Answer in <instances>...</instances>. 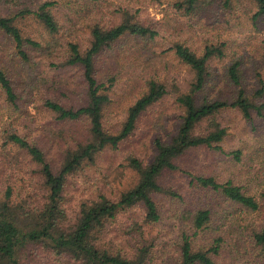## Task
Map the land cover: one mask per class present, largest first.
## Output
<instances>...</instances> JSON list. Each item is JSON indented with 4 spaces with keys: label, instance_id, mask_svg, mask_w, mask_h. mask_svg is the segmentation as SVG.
<instances>
[{
    "label": "rangeland",
    "instance_id": "rangeland-1",
    "mask_svg": "<svg viewBox=\"0 0 264 264\" xmlns=\"http://www.w3.org/2000/svg\"><path fill=\"white\" fill-rule=\"evenodd\" d=\"M46 1L52 7L59 30L49 32L33 14ZM183 0H0V15L14 17L25 39L23 51L16 41L0 30V68L9 77L17 99L10 102L0 88V186L13 188L15 198L30 205H41L47 197L40 165L9 140L17 133L37 144L54 171H59L69 150L91 139L87 117L61 119L46 106L54 100L66 107L88 103L87 83L80 65L68 64L69 43L85 52L92 41L95 24L111 27L126 13L158 31L154 38L126 34L95 58L96 77L104 83L110 101L103 110L107 132L118 133L130 107L148 92L150 81L165 85L167 93L139 116L134 131L117 147L107 146L94 161L71 175L65 189L67 227L78 219L81 203L105 195L117 199L134 187L140 175L131 165L137 158L149 165L155 158L156 139L169 142L177 133L185 114L178 102L189 93L195 81L194 70L175 53L173 46L183 43L198 54L206 46L223 48V57L209 61L204 87L195 93L198 104L214 100L234 101L240 87L255 103H264L256 91L264 84V18L255 17L254 0H201L195 11H187ZM240 62L241 85L229 77L228 70ZM215 120L226 129L220 143L224 152L198 147L177 159L182 168L197 175L214 176L218 181L232 180L243 186L260 203L248 209L227 199L219 191L191 185L186 173L165 172L159 182L164 191L153 194L161 218L144 222L145 209L136 205L108 219L96 242L113 253L136 258L145 249V264H179L184 233L191 236L195 249L205 248L221 238L219 264H264L252 234L264 228V119L254 110L246 119L239 109L228 108L201 121L198 135L215 128ZM242 151L241 161L230 154ZM211 211L204 229L193 226L198 209ZM21 259L28 264H77L68 255H59L42 242L24 247Z\"/></svg>",
    "mask_w": 264,
    "mask_h": 264
},
{
    "label": "trees",
    "instance_id": "trees-1",
    "mask_svg": "<svg viewBox=\"0 0 264 264\" xmlns=\"http://www.w3.org/2000/svg\"><path fill=\"white\" fill-rule=\"evenodd\" d=\"M232 0H225L229 4ZM201 0H183L179 5H185L186 10L195 11ZM257 11L255 17L264 18V0H254ZM54 1H46L38 9H26L22 14L33 13L46 29L55 33L59 30L58 20L53 13ZM134 15L126 13L125 18L117 25L109 28L95 24L92 28V41L85 52L79 45L69 43L68 64L80 65L84 70L87 83L88 103L78 108L66 107L54 101H46V106L54 111L61 119H78L87 117L90 122L91 139L80 144L76 149L69 150L59 169L54 171L46 158L45 152L35 143L17 133H10L9 140L18 148L24 150L33 161L40 165L45 187L48 190L46 200L41 205L29 203L15 198L13 188L0 186V264H28L21 259L24 247L31 243L42 242L59 255L71 256L77 264H145V249L140 250L136 258L127 257L121 253H113L97 244L96 234L105 227L108 219L114 218L125 209L136 205H143L145 209L144 222L153 224L160 220L161 215L153 194L164 191L159 182L165 172H184L189 177L191 185L210 188L222 193L227 199L242 206L257 210L260 203L256 196L249 194L243 186L232 180L218 181L214 176L197 175L188 171L177 162L189 149L207 147L224 152L220 144L226 135V129L215 120H211L215 128L207 134L195 133L196 126L205 119H211L219 112L228 109H239L246 119L256 113L264 119V103L255 104L246 95L245 89L240 87L234 101L214 100L198 104L195 93L201 90L207 80L209 61L214 57H223L222 47L208 45L202 54L196 53L183 43L173 46L176 55L195 72V81L189 93L180 95L178 102L184 107V116L177 133L169 141L156 139L157 149L154 160L144 165L137 158L131 159L130 165L138 171L140 179L131 189L123 192L119 198L110 199L101 195L99 199L81 203L77 222L72 227L65 224L68 220L65 189L68 179L78 171L85 162L94 161L95 155L107 146L117 147L134 131L140 114L151 104L157 102L166 93L164 84L155 80L150 81L149 90L130 107L128 117L122 129L115 134L105 130L103 124V110L110 101L104 83L96 77L95 58L114 42L126 34L154 38L158 31L134 19ZM14 17L0 15V30L10 35L23 51L24 42L40 46L33 39H25L20 28L15 24ZM240 62L230 65L228 74L233 82L241 85ZM0 88L10 102L17 99L13 85L6 72L0 68ZM258 96L264 95V84L256 91ZM236 161H241L242 151L234 150L230 153ZM211 220V211L207 208L198 209L193 218V226L199 231L204 229ZM260 248L264 258V228L255 230L251 237ZM221 238L205 248L195 249L191 236L184 233L181 242V260L179 264H219L214 256L220 254ZM264 263V262H262Z\"/></svg>",
    "mask_w": 264,
    "mask_h": 264
}]
</instances>
